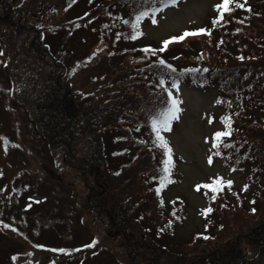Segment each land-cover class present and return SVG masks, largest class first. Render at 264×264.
Returning <instances> with one entry per match:
<instances>
[{
    "label": "trees",
    "instance_id": "1",
    "mask_svg": "<svg viewBox=\"0 0 264 264\" xmlns=\"http://www.w3.org/2000/svg\"><path fill=\"white\" fill-rule=\"evenodd\" d=\"M59 1H63L61 8H50L46 0H35L31 10V0H10L7 4L30 10L27 13L36 22L30 30L41 33L39 41L45 40L43 32L47 30L69 38L75 31L93 25L95 42L101 44L98 50L73 60L72 56H55L49 42L43 48L48 54L40 52L37 36H31L34 41L28 57L33 61H22L20 66L25 70L17 74V89L42 133L44 146L54 145L45 155L52 158L55 150L62 152L65 160H74L68 163L70 166L92 179L88 193L94 202L92 207L105 209L114 228L132 235L130 229L139 228V239L146 241L141 253L145 264H160L159 260L176 255L181 260L189 259L190 264H210L208 257L221 264H249V255L241 253L242 238L249 239L264 260V215L254 222L256 211H264V0L237 1L242 7H230L214 19L219 21L216 27L228 24L231 28L225 29L220 41L216 28L210 35L199 37L210 40L192 54L195 67L177 69L174 57L183 53L169 49L170 43L160 55L169 60H160L175 72L141 50L142 35L131 38L135 15L152 7L144 0ZM81 5L87 8L78 20H56L60 11L66 16ZM83 71L90 74L88 84L92 89L70 92L72 86L67 80ZM162 77L168 81V88L173 79L217 88L216 101L232 127L230 141L229 137L223 143L222 159L228 167L247 172L242 191L223 188L208 200L212 204L211 211H206L205 234L186 243L182 250H188L180 254L172 252L165 240L175 238L178 216L155 191L164 156L154 142L149 115L166 99V93L158 87ZM82 142L85 149L80 147ZM52 161L61 164L54 158Z\"/></svg>",
    "mask_w": 264,
    "mask_h": 264
},
{
    "label": "rangeland",
    "instance_id": "2",
    "mask_svg": "<svg viewBox=\"0 0 264 264\" xmlns=\"http://www.w3.org/2000/svg\"><path fill=\"white\" fill-rule=\"evenodd\" d=\"M9 1L0 0V137L9 142H0V264H145L146 258L141 253L145 250L142 243L146 245V241L139 239V228L135 226L130 229L129 232L135 235L125 233L118 236V231L108 221L107 211H100L98 206L96 210L92 207L94 202L88 194L93 185L92 179L70 166L74 160H65L62 152L55 150L52 157L61 164L54 163L50 154V157L45 155L46 149L54 145L44 146L42 133L17 89L18 75L25 70L20 66L22 61H33L28 55L31 54L29 47L34 36H37L40 52L48 54L49 51L43 48L49 42L55 56H72L74 60L101 47L100 43L95 42V28L90 25L79 29L69 38L63 33L50 34L51 31L47 30L43 32L46 33L45 40L39 41L41 33L30 30L36 22L27 13L36 5L35 0H31L30 10L25 6L12 8L7 5ZM221 1L180 0L177 7L157 13L155 25L149 16L140 25V44L157 51L155 55L152 52L145 54L155 61L160 58L169 60L160 56L161 51H158L163 41L201 28L208 32L216 28L220 41L228 27V24L223 28L222 25H213L217 13L215 6ZM10 4L13 5V2ZM45 5L61 8L63 1L46 0ZM234 6V3L230 4L229 9ZM86 8L85 5L78 6L66 16L60 11L56 20L59 23L65 19L76 20L85 14ZM17 10L23 13L18 14ZM38 28L41 32L42 29ZM200 36L186 37L169 45V49L176 48L177 52L183 53L174 57L173 63L177 69L196 66L192 54L210 40ZM89 76L88 72L83 71L68 79L69 86H72L70 92L85 93L92 89V85L88 84ZM172 91L175 96L176 90ZM217 95L218 90L214 86L202 88L187 80L179 82L181 110L178 118L172 122L171 130L161 133L175 161L173 178L176 182L161 193L169 209L180 211V219L174 225L175 238H165L175 254L187 251V247L183 250L182 247L206 232L205 216L208 211H205L211 206L207 200L210 194L199 186L222 179L225 185H228L226 181H230V186L239 191L247 182V172L228 167L218 158L209 163V157L213 154V134L222 130L225 113L222 106L218 107ZM85 146L83 142L80 144L84 149ZM159 165L156 161L158 170ZM32 199L40 203L34 204ZM260 214L264 215V211H256L254 222L261 221L258 217ZM254 222L253 227L256 226ZM93 241H96L94 247H88ZM240 242L242 255H249L246 259L251 262L249 264H264L260 250L257 251L249 239L242 238ZM12 256L14 259H10ZM207 259L213 261L211 264H221L209 257ZM159 262L191 263L187 258L179 259V255Z\"/></svg>",
    "mask_w": 264,
    "mask_h": 264
},
{
    "label": "snow or ice",
    "instance_id": "3",
    "mask_svg": "<svg viewBox=\"0 0 264 264\" xmlns=\"http://www.w3.org/2000/svg\"><path fill=\"white\" fill-rule=\"evenodd\" d=\"M145 3L152 5V7L148 9H142L138 11V13L134 17V21L131 23V29H132V39H136L139 35H142V32L138 31L140 23L142 20L146 19L147 17H152V23L155 25L157 23L155 17L157 13L163 12L166 8L169 7H177L180 0H144ZM234 3L235 7L240 8L242 5L236 0H223L222 4L216 5L215 7L217 9H220L221 13L228 12L229 5ZM219 21L213 20V25L215 26ZM129 23V22H125ZM198 35H210V33L205 29L201 28L196 31H185L180 35L179 37H173L169 40L163 41V47L159 49L158 51H164L167 46L172 43L173 41H182L186 37L191 36H198ZM144 52H152L153 55L156 54L157 50L145 48L142 49ZM2 55V53H0ZM159 65L163 68L168 69L170 72H175L176 70L173 69L170 65L166 64L164 60L158 61ZM204 71H207L205 69ZM168 81L164 79L163 77L159 80L158 87L163 90L164 93H166V99L161 101L160 106L157 108V110L149 115V126L151 128L152 133L154 134V142L157 144L158 147L163 149L164 156L167 158L164 161V176L160 180L161 185H164L165 183H170L169 179V172L171 168L173 167V162L171 160V149L168 146V142L165 140V138L161 135L162 132H168L171 130V123L172 121L176 120L178 118V114L180 112V104L182 101L179 99V82L176 79L171 80V87H165V84H167ZM176 90V95H173V91ZM219 103V101H218ZM211 123V120L209 121ZM222 123L225 126V131L217 132L214 135V141L213 147L217 148L220 146L221 138L227 137L230 135L229 125L230 120L228 117H224L222 119ZM0 142L3 144L9 143L6 138L0 137ZM207 142V141H206ZM13 147H17L16 145H13ZM225 147H231V145H225ZM209 163H211V157H209ZM231 185V182H228V186ZM199 187H203L208 189L209 191L216 193L224 187V185L219 181H215L213 185H201ZM199 187L197 190H199ZM157 192H159V189H157ZM209 211H211L209 209ZM254 211V210H253ZM5 227H7L5 225ZM15 231V229H13ZM204 239H208L209 237L205 236ZM96 241H93L92 244L88 245V247H94ZM62 251V250H61Z\"/></svg>",
    "mask_w": 264,
    "mask_h": 264
}]
</instances>
